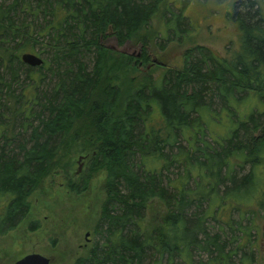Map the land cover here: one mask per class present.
Returning <instances> with one entry per match:
<instances>
[{
    "label": "trees",
    "instance_id": "trees-1",
    "mask_svg": "<svg viewBox=\"0 0 264 264\" xmlns=\"http://www.w3.org/2000/svg\"><path fill=\"white\" fill-rule=\"evenodd\" d=\"M173 6L171 0L0 1V233L28 216L33 192L65 160V151L84 142L89 172L106 173V198L95 227L99 239L74 264H256L264 179L253 170L239 177L235 167L259 165L264 153V11L249 0L233 12L240 44L232 56L196 46L183 68H168L156 79L141 68L153 39L163 35L154 17L165 19L167 36L188 30V17ZM18 10L50 18L36 30V20H15ZM175 18L186 20V27L174 28ZM109 27L120 41L140 42V58L104 45ZM35 32L48 36L54 48L38 73L22 59L35 46ZM21 66L32 83L16 94ZM44 69L57 79L50 91L40 92ZM236 93L247 96L233 98ZM246 97L262 110L242 120L234 110L230 115L238 126L221 142L206 141L203 112L220 115L206 101L224 106ZM156 109L163 120L159 127L150 123ZM181 138L188 142L185 151L165 152ZM177 162L184 173L170 179ZM154 200L164 212L148 225ZM202 252L206 261L196 257Z\"/></svg>",
    "mask_w": 264,
    "mask_h": 264
},
{
    "label": "rangeland",
    "instance_id": "rangeland-1",
    "mask_svg": "<svg viewBox=\"0 0 264 264\" xmlns=\"http://www.w3.org/2000/svg\"><path fill=\"white\" fill-rule=\"evenodd\" d=\"M171 1L175 6H173L175 13L181 10L183 15L188 17V30L181 34L179 32L174 34L172 31L167 36L165 19L161 15H156L153 19V26L155 30H161L163 35L153 39L148 48L149 59L145 66H141L142 69H147L156 79H161L168 68L173 70L183 68L186 61L189 60L188 53L196 46L213 50L220 56L229 57L234 54L240 44V29L239 24L232 18V15L236 9L244 10L245 6L243 4L249 0ZM257 1L264 11V0ZM10 2L11 0H6V4ZM17 12L18 14H15L17 22L27 24L32 20H36L38 26L36 30H39L46 20L50 18L48 15L43 14L35 15L20 10ZM184 22L187 21L182 20V22H179L175 18L172 21V25L174 28H178V25L186 27ZM109 29L108 36L102 38L104 45L110 49L140 58L138 56L142 52V44L140 42L137 40L120 41L113 33L111 27ZM33 39L36 41L34 43L35 46L29 47L25 52L41 55L43 59L48 61L52 59L54 55L52 49L54 48L48 46L49 37L35 32ZM13 44L16 45L17 42H13ZM150 63H154V65L150 66ZM38 67L33 66V71L38 73L40 71ZM20 68L22 84L14 86L16 94H20L24 86L26 87L32 83L31 80L27 79L28 69L25 66ZM8 74L10 75V71ZM42 74L45 75L46 80L40 88L41 91H39H50L51 86L55 84L57 75L46 69H44ZM245 96H247L245 93H236L233 98ZM236 102L234 100L223 106L220 100L212 103L209 100L206 101V103L211 105L212 111L220 113L217 116L206 110L203 112L206 141L213 143L211 140L214 139L217 142H221V139L227 137L238 126V122L232 120L230 115L234 110L238 114V118L242 120L253 111L257 112L263 108L254 97H246L244 101ZM150 115L152 118V112ZM153 117L150 123L155 127H159L163 121L161 111L156 109ZM260 119L264 122V115ZM36 123L38 122L35 121ZM16 128L24 133L23 135L25 136H28L31 131L29 129L25 130L20 124H17ZM241 131L240 134L243 135ZM255 133L258 134L259 131ZM1 143H3L2 138H0ZM84 146L85 143L81 142L76 149L73 148L64 152L65 160L44 178L40 187L30 196L31 206L28 216L16 219L12 228H8L5 233H0V264H13L16 260L29 253H41L50 257L51 264H74L76 259L87 254L93 243L99 239L96 236L95 227L100 221L102 205L106 198V173L103 171L89 172V156L86 154L88 150L83 149ZM187 147V140L181 138L176 146L166 149L165 152L170 156H175L179 152L185 151ZM261 155L263 157L259 165L243 164V166H236L235 170L239 177L253 170L255 176L257 174L259 178L264 179V153ZM184 170V164L177 162L173 164L168 175L170 179H177L184 173ZM194 170L197 172L196 169ZM83 182H85V185L82 184ZM189 184L193 186L195 181L191 180ZM228 185L227 181L221 185V193ZM258 190L256 189L254 193L257 194ZM260 197L259 199H261ZM251 198L252 196L249 197V199ZM255 206L257 207V205ZM3 210L4 200L0 199V213ZM259 211L258 224L260 227L257 236L259 258L256 264H264V208L261 207ZM163 212V205L159 201L154 200L149 205L145 222L148 225L156 223L163 215ZM232 216L239 221L242 219L239 212H233ZM244 223H248L247 219L244 220ZM32 225H36V228L32 229ZM196 257L197 259L200 257L204 261L208 259V255L203 252L202 254H197Z\"/></svg>",
    "mask_w": 264,
    "mask_h": 264
},
{
    "label": "water",
    "instance_id": "water-1",
    "mask_svg": "<svg viewBox=\"0 0 264 264\" xmlns=\"http://www.w3.org/2000/svg\"><path fill=\"white\" fill-rule=\"evenodd\" d=\"M141 55V52L138 56ZM22 59L30 66H40L44 59L35 53L26 52L22 55ZM81 170V169H80ZM51 258L41 253H29L16 260L13 264H51Z\"/></svg>",
    "mask_w": 264,
    "mask_h": 264
},
{
    "label": "flooded vegetation",
    "instance_id": "flooded-vegetation-1",
    "mask_svg": "<svg viewBox=\"0 0 264 264\" xmlns=\"http://www.w3.org/2000/svg\"><path fill=\"white\" fill-rule=\"evenodd\" d=\"M235 8H236V3H235Z\"/></svg>",
    "mask_w": 264,
    "mask_h": 264
}]
</instances>
